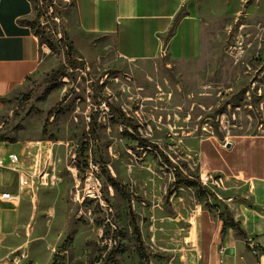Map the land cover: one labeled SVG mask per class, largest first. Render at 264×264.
<instances>
[{
	"label": "rangeland",
	"instance_id": "obj_1",
	"mask_svg": "<svg viewBox=\"0 0 264 264\" xmlns=\"http://www.w3.org/2000/svg\"><path fill=\"white\" fill-rule=\"evenodd\" d=\"M52 1L33 0L40 69L0 115V138L49 183L9 202L18 226L0 237V264L203 262L202 212L263 255L264 180L247 178L264 177V0H191L179 21L196 23L197 46L172 56L167 35V53L137 62L114 37L78 33L74 0ZM69 55L84 65L54 79ZM228 163L247 178L202 168Z\"/></svg>",
	"mask_w": 264,
	"mask_h": 264
},
{
	"label": "crops",
	"instance_id": "obj_2",
	"mask_svg": "<svg viewBox=\"0 0 264 264\" xmlns=\"http://www.w3.org/2000/svg\"><path fill=\"white\" fill-rule=\"evenodd\" d=\"M190 1L74 0L77 31L88 37H114L115 53L121 60H154L165 52L164 38L181 9ZM187 18L178 21L168 43L167 51L172 56H186L197 46L196 23L187 21ZM35 19L33 0H0V115L10 107V103L3 99H17L40 69L41 43L31 27ZM234 146L232 143L231 148L226 147V152H231ZM19 153L18 148L0 142V158L5 164L0 167V196L4 193L17 195L19 192L18 172L10 167L9 161L10 154ZM18 157L22 170L35 173V169L29 171L22 166ZM202 168L213 173L232 170L243 175L229 163L224 172L204 165ZM247 179L258 181L264 177ZM9 202L19 201L0 200V237L18 226L19 211L13 209ZM195 226L191 230L196 228L197 245L205 258L203 262L192 264H264V254L255 257L247 252L236 230L225 227L220 219H212L210 213L202 212ZM257 242L263 245L264 240L257 239Z\"/></svg>",
	"mask_w": 264,
	"mask_h": 264
},
{
	"label": "trees",
	"instance_id": "obj_3",
	"mask_svg": "<svg viewBox=\"0 0 264 264\" xmlns=\"http://www.w3.org/2000/svg\"><path fill=\"white\" fill-rule=\"evenodd\" d=\"M43 1H44V3H45L46 5H48V6H50V7H51L52 4H53V1H52V0H43ZM35 11H36V8H35ZM42 17H43V14H42V13L38 12V13L36 14V19H35V21L31 23V27L34 29V31H35V27H36V25H38V24L40 23V19H41ZM178 21H179V14L177 15V17H176V19H175V21H174V24H173L172 28L170 29V31H169V33H168V36H169V37H172V36L174 35V33H175V28H176V25H177ZM35 34H36L37 36H39V34H38L36 31H35ZM68 50H70V52L72 53L74 59H76L77 57H80V53L77 52V50L75 49V46H74L73 43H70V44H69V46H68ZM81 65L83 66L84 64H81ZM81 65L79 66L77 62H73V61L70 59V55H69V56H68V60H67V64L64 65V66H62L58 71L53 72V73L51 74V76H53L54 79H55V78L65 77L68 68H71V69H81V68H82ZM3 101H5V102H9V103L11 104V103H14L15 100H9V101H8V100H6V99H3ZM54 111H55V109H52V110H50L49 113H48V116H47V119H46V121H45L44 128H43V134H44V135L47 134V128L49 127V125H50V123H51V119L54 117V114H55ZM3 141H4L3 138H0V142H3ZM166 161H168V160H166ZM171 165H172V164H171ZM172 167H173V166H172ZM175 171H176V173H175L176 177L181 178L182 175H183V173H182L179 169H177V168H175ZM185 184H186L187 186H195V185H197L196 182L193 180V178H192L191 176H185ZM224 226H225V224H224ZM225 227H231V226H225Z\"/></svg>",
	"mask_w": 264,
	"mask_h": 264
},
{
	"label": "built area",
	"instance_id": "obj_4",
	"mask_svg": "<svg viewBox=\"0 0 264 264\" xmlns=\"http://www.w3.org/2000/svg\"><path fill=\"white\" fill-rule=\"evenodd\" d=\"M10 167L18 172V181H19V192L17 195H11L10 193H4L0 196L2 201H20L23 197L24 192L27 189H35L37 186H44L49 183L48 174H38L33 173L29 174L26 171L20 168V159L16 154L9 155ZM5 164L0 158V167H4ZM250 249L253 254L259 255L260 250L254 243L249 244Z\"/></svg>",
	"mask_w": 264,
	"mask_h": 264
},
{
	"label": "water",
	"instance_id": "obj_5",
	"mask_svg": "<svg viewBox=\"0 0 264 264\" xmlns=\"http://www.w3.org/2000/svg\"><path fill=\"white\" fill-rule=\"evenodd\" d=\"M231 146H232L231 143H227V144H226V147H227V148H231ZM231 252H233V251L231 250Z\"/></svg>",
	"mask_w": 264,
	"mask_h": 264
}]
</instances>
